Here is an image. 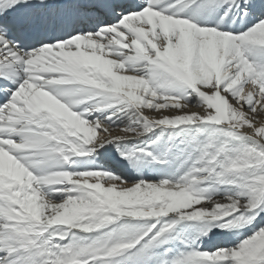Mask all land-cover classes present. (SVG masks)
I'll use <instances>...</instances> for the list:
<instances>
[{"label": "snow or ice", "instance_id": "6c2138e0", "mask_svg": "<svg viewBox=\"0 0 264 264\" xmlns=\"http://www.w3.org/2000/svg\"><path fill=\"white\" fill-rule=\"evenodd\" d=\"M0 264H264V0H0Z\"/></svg>", "mask_w": 264, "mask_h": 264}]
</instances>
